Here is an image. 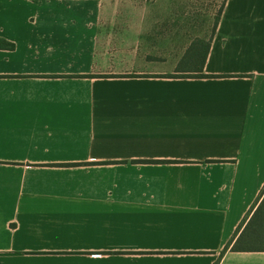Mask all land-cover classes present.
Here are the masks:
<instances>
[{"label":"crops","instance_id":"1","mask_svg":"<svg viewBox=\"0 0 264 264\" xmlns=\"http://www.w3.org/2000/svg\"><path fill=\"white\" fill-rule=\"evenodd\" d=\"M41 5L0 15V264H264L223 253L264 190V0H227L219 78L143 7Z\"/></svg>","mask_w":264,"mask_h":264},{"label":"rangeland","instance_id":"2","mask_svg":"<svg viewBox=\"0 0 264 264\" xmlns=\"http://www.w3.org/2000/svg\"><path fill=\"white\" fill-rule=\"evenodd\" d=\"M223 2L224 0H87L93 6L145 8L146 21L152 24V29L156 32L154 49L156 47L162 55L171 54L175 57L178 70L187 68L183 60L194 41L211 39L216 14ZM41 3L31 0H0V15L9 12L35 14L42 8L55 7L43 6Z\"/></svg>","mask_w":264,"mask_h":264},{"label":"trees","instance_id":"3","mask_svg":"<svg viewBox=\"0 0 264 264\" xmlns=\"http://www.w3.org/2000/svg\"><path fill=\"white\" fill-rule=\"evenodd\" d=\"M41 3L48 0H31ZM227 0H224L217 12L216 22L213 28V35L209 40L198 39L193 42L183 62L193 74L191 78H219L221 76H209L203 73V66L206 63L212 40L219 26ZM2 49H13L14 45L0 39ZM175 77V76H171ZM181 77V76H179ZM228 77V76H224ZM228 250L233 252H264V190L249 216L243 221L233 240L226 246L223 253Z\"/></svg>","mask_w":264,"mask_h":264}]
</instances>
